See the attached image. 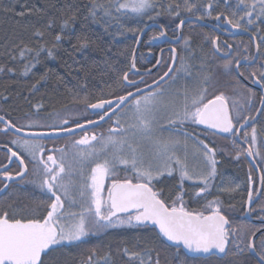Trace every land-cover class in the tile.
<instances>
[{"label": "snow or ice", "instance_id": "obj_1", "mask_svg": "<svg viewBox=\"0 0 264 264\" xmlns=\"http://www.w3.org/2000/svg\"><path fill=\"white\" fill-rule=\"evenodd\" d=\"M228 4V0H225ZM152 0H123V2L97 5L93 2L89 8V15L94 22L99 11L105 17L111 16V8L122 15L127 12L141 14L153 8ZM196 5L184 0L183 10L193 13ZM231 7V5H229ZM212 4L206 5V11ZM179 3L168 5V11L180 15ZM258 9V11H257ZM122 10H125L122 12ZM211 15L210 11H207ZM257 18L264 17V0H237L231 16L218 14L216 19L223 20L233 29L249 31ZM202 18V17H198ZM75 17L71 18L74 22ZM181 25L184 23L181 20ZM49 21L47 28L53 27ZM69 20L61 24V32L54 36L52 47L41 44L38 48L25 47L19 50V58L25 59L28 53H35L33 60L25 65L23 75H27L39 63L42 52L48 58H55V49L65 39L62 34L65 28H70ZM179 27V26H178ZM34 35L43 38L45 33L37 31ZM161 36L165 33L161 32ZM179 39V37H177ZM255 40V35L252 36ZM77 50L88 47L87 37H77ZM255 54L244 56L245 61L225 60L222 67L224 75L232 76L234 84L231 85L234 95L242 96L246 103L225 95L209 94V87L213 84L211 73H205L204 62L199 67L193 64L184 66L185 73L192 83H186L175 90L167 84L166 78L176 83L179 78L169 66L153 85H147L149 91L144 92L138 83L129 78L130 73L139 72L133 57L130 68L123 73L121 88L135 87L136 92L126 91V94L115 95L112 99L101 97L92 98L85 94L78 97L76 102L84 105L87 113L91 110L97 119H85L82 123L79 118L69 119L56 114L58 123L51 125L40 124L31 120L25 126L17 124L0 116L3 127L0 132L14 130L21 133L23 127H47L49 132H31L28 137L17 136L8 144L0 145L7 149L6 163H0V192H6L12 186L11 182L30 184L38 188L44 199L34 207L8 203L7 198L0 202V264H46V257L50 252L67 245L85 243L86 237L96 235L110 227L120 225L146 226L152 225L158 229L159 236L174 246V257L179 260L182 249L197 255L215 256L219 260L229 254L236 255L247 252L252 258V264H264V216H260L261 227L255 231L246 226L237 229L224 212L223 203L217 197L207 202L202 210H189L186 206L185 195L187 190L185 181H192L191 187L197 190L195 198H201L209 193L211 178L217 172V149L198 137L192 138L188 132L181 129L186 125H203L214 130V134H226L231 138L234 147L238 149L236 158L241 155L259 156L257 150L258 132L256 120L264 114V94L260 96V107L256 109L257 115H244L243 110L252 107L255 93L245 81L258 85L264 89V36L259 37ZM215 52H220L218 39L211 40ZM188 38H185V45ZM231 48V45H227ZM173 65L175 64L176 49H171ZM194 59L195 57H191ZM11 59L16 60V56ZM259 61V63H258ZM160 61L157 60V65ZM241 67L252 68V71H241ZM0 71H4L0 67ZM13 72L12 68L7 69ZM150 75L151 70H146ZM44 77H41L43 79ZM143 82V79H141ZM36 86L33 85V88ZM108 95H112L109 93ZM231 101V103H230ZM39 112L43 105H34ZM111 121L106 132L97 134L89 131ZM251 128L249 132L247 129ZM167 131L169 135L163 133ZM82 133V134H81ZM242 134V135H241ZM78 137L71 141L73 151L69 153L65 148H52L45 155V148L39 142L43 137ZM192 140L190 145L189 141ZM238 140L247 143L242 148ZM260 148H264V141H260ZM198 157L203 163V171L197 172L190 168L189 156ZM264 160V157H261ZM31 163L32 179L26 180L29 175ZM15 166V172L10 169ZM130 173L124 179L118 178V173ZM167 175H178L179 182L174 194L166 199L162 190H155V181ZM111 178L107 187V196L103 195L105 182ZM135 181V182H133ZM264 181V177H262ZM252 177L249 176V184ZM221 191L233 192L235 189L223 188ZM251 186L248 191V203L253 202ZM79 211H74V208ZM260 212L264 213V205ZM255 209L248 208L251 214ZM207 213V214H206ZM257 237L259 241L257 242ZM243 245V246H242ZM123 255L128 257L127 264H160L159 254L156 259L151 257V249L144 255L140 252L124 248ZM95 251L82 261V264H115L109 254L95 258ZM186 264V261H180Z\"/></svg>", "mask_w": 264, "mask_h": 264}, {"label": "trees", "instance_id": "obj_2", "mask_svg": "<svg viewBox=\"0 0 264 264\" xmlns=\"http://www.w3.org/2000/svg\"><path fill=\"white\" fill-rule=\"evenodd\" d=\"M122 1L119 0V2ZM93 2L108 7L117 3V0H0V67L4 69V71H0L1 116L14 121L17 126L21 127L27 125L31 120H36L44 125L58 123L55 119L57 113L69 119L89 116V113L84 110V105L76 102L78 97L88 94L92 98V102H95L97 97L103 96V98L112 99L115 95H123L126 94V91L135 89V87L123 89L118 81L122 80L123 73L129 69V61L136 38L146 24L156 23L164 29L168 36L175 37L176 26L183 18L202 17L199 19L214 23L218 14L231 16V12L235 9V4L230 2L225 4V0H188L189 4L197 6L193 13H189L183 10L184 0H152L154 7L140 16L129 13L122 15L117 13L115 8H111V16L105 17L101 10L95 17V20L99 21L97 23L89 15V8ZM170 3L173 4V8L176 3L181 5L179 16H176L174 11L171 13L168 11ZM209 3L212 4V8L207 11H210L211 15H208L206 11V5ZM72 17H75L74 22L71 21ZM252 18L255 23L250 26L249 32L256 33V43H260L259 37L264 36V19L260 20L255 14ZM64 20H69L71 27L64 29L62 34L65 39L55 49V58H48L46 52H42L39 57L40 62L27 75H23L25 65L30 61L35 63L33 60L35 53H28L25 59H20L19 50L25 47L36 49L41 44H45L49 48L52 47L54 36L61 32V24ZM49 21H52L54 25L51 29L47 28ZM38 30L45 33L43 38L34 35ZM158 35L157 29H149L141 40L138 53L145 49H151L147 45V41ZM77 37H87L88 47L83 50L73 47L74 45L78 46ZM216 37V34L209 28L193 23L185 24L181 40L174 46L177 53L175 72L177 71V74L180 72L182 64L188 56L195 57L191 59L190 63L199 67L203 61L205 73L212 75L213 84L209 87L210 96L223 92L240 103H246L242 96L234 95L231 87L234 84V79L232 76L224 75L222 65L225 60L218 58L212 50L211 40ZM185 38H188L187 46ZM227 43L233 47L230 60L235 61L247 54L253 55L252 44L244 36L228 40ZM12 56H16L17 59H11ZM139 56L140 54H137L135 60L137 69H140ZM171 58L172 53L163 52L160 56L161 64L157 74L130 75L129 78L136 82L140 80L139 87L145 86L167 70ZM143 60L144 57H141L142 62ZM9 68L14 71L8 72ZM252 70V68L241 67V71ZM41 77L44 78L41 79ZM33 85L36 87L33 88ZM253 92L255 97L252 107L250 110L245 107L244 115H254L258 108L261 94L255 90ZM109 93L112 95H108ZM37 104L43 105L39 112L34 107ZM256 128L258 132L257 150L260 155L254 156V161L264 177V160L261 159L264 157V148L259 147L260 141H264V114L260 115L257 120ZM45 129L47 127H38L37 130ZM186 129L187 132L194 134V138L198 137L208 143L210 147L217 149L215 157L217 172L211 178L210 194H207V197L212 200L218 197L222 201L224 212L230 219L232 227L241 229L246 226L250 229V224L245 219L237 217L238 214H241L242 190L230 193L221 191L223 188L234 189V185H239V188L243 187L242 185H250V175L252 177L251 185H256L254 171L247 159L244 155L236 158L238 149L233 146L232 142H229L228 138H225L226 135L214 134V132L198 126ZM247 130L250 132L251 128ZM203 134H207L209 138L205 139ZM6 136L11 137L10 134L4 135L3 132H0V144H7ZM1 154L0 152V163H3L4 155ZM128 175L130 173L120 171L118 178L124 179ZM178 182V175L175 177L165 175L154 182L155 190H162L167 199L170 193L174 194V185H177ZM262 183L264 185V181ZM110 184L111 178L105 182L103 193L105 197ZM185 185H190L189 181H185ZM215 185H220L219 189H215ZM5 198L8 203L34 207L44 199V195L41 191L25 189L19 190L18 194L13 191L9 192L1 198L0 202H4ZM232 203L235 207L238 206L237 211L230 212L231 208H227V204L231 205ZM85 239V243L67 245L50 252L45 258L46 264H82V261L92 251L97 254L95 258L103 257L107 253L115 264H127L128 257L124 256L122 251L124 248L140 252L145 260H147V255L144 253L151 249L152 259L155 260L158 253L160 264H180L181 260L186 261V264H227L220 262L221 260L216 257L190 258L183 251L177 260L173 255L175 248L167 245L155 229L149 226L120 225L110 227Z\"/></svg>", "mask_w": 264, "mask_h": 264}, {"label": "flooded vegetation", "instance_id": "obj_3", "mask_svg": "<svg viewBox=\"0 0 264 264\" xmlns=\"http://www.w3.org/2000/svg\"><path fill=\"white\" fill-rule=\"evenodd\" d=\"M221 22H223V20H220ZM209 23V22H207ZM209 24H214V23H209ZM250 28V27H249ZM215 34H216V39H218V43H219V46L222 48V50L220 51L221 53L225 54L227 51H228V48H227V45H230L229 43H227L228 40H232V39H236V38H239V37H242V36H239V37H231L229 36L231 33H233L232 31H229V30H226V29H220L219 31L220 32H217V31H214L212 30ZM252 35H256L252 33ZM257 36V35H256ZM159 35L157 37H154V38H151L150 40L147 41V45L151 48V49H145V50H142L141 53H137V54H140V63H138L140 69H138L139 71H146V70H150L157 62V54L161 52V54L163 52H170V50L168 48L172 47V48H175L174 46L176 45H170L168 43H162V44H158V45H152L151 42L158 38ZM249 42H251L250 38L244 36ZM252 44V42H251ZM253 46V45H252ZM231 52H230V55L227 57V58H220L222 60H228L229 57L232 55L233 53V47L231 46ZM253 52V51H252ZM171 53V52H170ZM160 54V56H161ZM253 54V53H252ZM245 56H251L249 54L245 55ZM141 57H144V60L143 62L141 61ZM137 58V56H136ZM219 58V57H218ZM243 57L240 58V60H243L242 59ZM160 59V58H159ZM177 61V60H176ZM244 61V60H243ZM171 62V61H170ZM160 64H161V60H160ZM160 64L158 65V67L156 68V70L154 72H152L150 75H154L155 73L157 74V70L159 69V66ZM170 65V63H169ZM169 67V66H168ZM177 67V62L175 63L174 65V68H173V71L176 75L177 74V71L175 72V68ZM168 69V68H167ZM166 72V71H165ZM164 73V72H163ZM163 73L160 75L162 76ZM130 75H133V76H146V75H134V74H130ZM148 75V74H147ZM159 76V77H160ZM159 77L157 79H159ZM156 79V80H157ZM167 80V83L168 82H171L170 79H166ZM140 80L137 81V83L139 82ZM153 83V82H151ZM149 83V84H151ZM147 84V85H149ZM146 86V85H145ZM145 86H142V87H139V88H143ZM135 89L131 90V91H135ZM89 116H85L84 118H79L80 121L83 123L85 121V119H97V117L94 115V114H91L89 111ZM83 114V112H82ZM71 120V119H70ZM111 126V121H108L106 123H103L101 126L95 128V129H91L89 131V134H91V131H95L97 134L101 133V132H106V130ZM191 126H198V125H186L183 129H181V133L183 132H187V129L186 128H190ZM3 125L0 124V128H2ZM200 127V126H198ZM200 128H203V127H200ZM205 130H207L206 128H203ZM36 131H50L49 128L45 129V130H36ZM210 131V130H209ZM189 133V132H188ZM4 135H7V134H10L11 137L9 136H6L5 138V142L8 144L9 147H13V145L10 144V141L12 139H15L17 136L11 134L10 132H3ZM82 134V133H81ZM191 135V137L194 139V134L192 133H189ZM242 135V134H241ZM203 137L205 139L209 138V136L207 134H203ZM78 137H61V138H58V139H51V140H39L40 143L43 144L44 148H45V155L49 154L48 153V150L49 149H52V148H65L66 151H68L69 153H71L73 151L72 149V145H71V141L73 139H76ZM230 138V137H229ZM191 140V139H190ZM0 145H4V144H0ZM241 146V145H240ZM242 147V146H241ZM14 150H16L14 148ZM4 157H3V163H6V153L3 152V151H0ZM1 154V155H2ZM2 158V157H1ZM254 158V156H253ZM31 168H32V165L31 163H29V175L25 178L26 180H30L32 179V175H31ZM17 169L15 168V166H13L10 171H13L15 172ZM260 171V170H259ZM255 174V173H254ZM261 174V172H260ZM262 177V175H261ZM255 178H256V175H255ZM110 179V178H109ZM12 186L8 189V191L6 192H3L1 195H0V200H2L1 198H3L5 195H7L9 192H14L15 194H18L19 193V190H25V189H31V190H34V191H39L40 190L30 184H24V183H19L18 181L16 182H11ZM189 184L191 185L192 184V181H189ZM190 185H185L186 187V190H187V194L185 195L184 199H185V202H186V206L189 210H202L204 208V206L207 204L208 201L212 200L211 198H208L207 195L204 196V197H201V198H195L194 197V193L195 191L197 190L196 188L194 187H191ZM239 185H234L233 188L235 190H239L241 189V193H242V196L240 198V209H241V214L237 215V217H242L243 219H245L247 221V223L250 224V229L255 231V229L257 228H260L261 227V220L259 219L260 216H264V213L260 212V207L261 205H264V191H254L253 192V202L251 204H249L247 201H248V191H249V187L251 186L253 189L255 190H258V185H257V179H256V185H242L243 187L239 188L238 187ZM174 188L176 189V185H174ZM174 189V190H175ZM211 189V187H210ZM209 189V190H210ZM261 189H264V185L262 183L261 185ZM227 203H229L227 201ZM246 204L249 205L250 208L252 209H255L256 211L252 212L251 214H249L247 212V218L245 217L244 215V210H245V207H246ZM228 207L227 208H231L230 209V212L232 210H238V206L235 207L234 204L232 203L231 205L230 204H227ZM195 207V208H193ZM248 207V208H249ZM239 209V210H240ZM207 214V213H206ZM251 220V221H250ZM156 231V230H155ZM157 233V232H156ZM158 234V233H157ZM159 235V234H158ZM161 237V236H160ZM162 239V238H161ZM163 240V239H162ZM164 241V240H163ZM259 241V237H257V242ZM243 246V245H242ZM208 257H215V256H208ZM197 258H202V257H197ZM207 258V257H205ZM217 258V257H216ZM220 262H226L227 264H252V258L250 257V254L247 253V252H244V253H239V254H236V255H232V254H229L227 257H224Z\"/></svg>", "mask_w": 264, "mask_h": 264}, {"label": "water", "instance_id": "obj_4", "mask_svg": "<svg viewBox=\"0 0 264 264\" xmlns=\"http://www.w3.org/2000/svg\"><path fill=\"white\" fill-rule=\"evenodd\" d=\"M184 21V23L181 25V20L180 22L177 24L176 26V33H175V37H169L166 32L164 31V29L159 26L158 24L156 23H149V24H146L142 30L139 32L137 38H136V42H135V45H134V48H133V51H132V55H131V58H130V61H129V68L131 66V63H132V60H133V57H135V60H136V56H137V52H138V48H139V45L141 43V40L143 38V36L145 35V33L151 29V28H155L159 31V37L154 39L151 44L152 45H158V44H162V43H168L170 45H176L180 42L181 40V36H182V29L184 27L185 24L187 23H193L195 25H200V26H203V27H206V28H209L211 30H214V31H217V32H220L219 30L220 29H226V30H229V31H232L233 33H231L229 36L231 37H239V36H246L248 38H250L251 42H252V45H253V54H255V51H256V40H253L252 39V34L250 32H245V31H242V30H236V29H233L230 25H227L224 20H223V16L221 17L220 20H223V22H221L220 20L218 21L216 18H215V21H214V24H209L201 19H198V18H195V17H186V18H183L182 19ZM179 26V27H178ZM163 32L165 33V35L161 36L160 33ZM177 37H179V39H177ZM228 48V47H227ZM171 52V49H173L172 47L168 48ZM212 50L214 52V54L219 57V58H227L229 55H230V52H231V49L228 48V51L223 54L221 52H215L213 47H212ZM162 51H160L158 54H157V60L160 61V54H161ZM177 59V58H176ZM176 63V61H175ZM245 64V61L241 60V65H244ZM175 65V64H174ZM174 65H173V60L171 59V62H170V65L169 66H172L174 68ZM158 67L157 65V62L156 64L150 69L151 70V73L154 72L156 70V68ZM169 70V67L167 69V71ZM132 74V73H130ZM134 75H147L146 74V71H139L138 73L134 74ZM167 79V78H166ZM245 83L251 87L253 90L259 92L261 95L264 94V90L263 89H260L258 85H252L250 82L248 81H245ZM149 85H153V83L149 84ZM153 87H155V85H153ZM142 89L144 92H147L149 91V89L145 86L143 88H140ZM133 93L136 92L135 91H132ZM260 107V102H259V105H258V108ZM89 112L91 113V110H89ZM93 114V113H91ZM254 115H257V113L255 112ZM260 115L258 116L257 120L259 119ZM256 120V122H257ZM255 122V123H256ZM2 124V123H0ZM3 125V124H2ZM200 127H203L205 128V126L203 125H198ZM207 129V128H206ZM207 130H210L212 132H214V130H211V129H207ZM10 132L11 134L15 135V136H25V138H29L31 139L32 137H28L26 134L27 133H31V132H37V131H25V130H22L21 133H15L14 130H10L8 131ZM39 132H49V131H39ZM219 135H226V134H219ZM61 137H66V136H61ZM61 137H43V138H40L39 140H51V139H58V138H61ZM237 143H239L242 148H247L248 147V144L247 143H244L242 142V140H238ZM0 151H3L5 153H7V149L4 148V147H0ZM244 157L247 159L250 167L252 168V170L254 171L255 175H256V179H257V185H258V190H260L261 188V185H262V177H261V174H260V171L259 169L257 168L255 162H254V159H253V156H247L246 154L244 155ZM260 192V191H258ZM3 192H0V195L2 194ZM249 205L246 204V207H245V210H244V215L245 217L247 218V209H248ZM251 221V220H250ZM146 226H149V227H153L152 225H146ZM155 229V228H154ZM156 232L158 233V229H155ZM161 238L164 240V242L171 246V242H168L166 241L162 236ZM171 247H174V246H171ZM182 251L184 252V254L190 258H197V257H205L204 255H197L195 253H188L186 250H183Z\"/></svg>", "mask_w": 264, "mask_h": 264}, {"label": "rangeland", "instance_id": "obj_5", "mask_svg": "<svg viewBox=\"0 0 264 264\" xmlns=\"http://www.w3.org/2000/svg\"><path fill=\"white\" fill-rule=\"evenodd\" d=\"M122 2H123V1H122ZM228 2L233 3V4L236 5L237 0H228ZM249 2H251V0H249ZM149 10H150V8L147 9L144 13H141V14H136V13H131V12H127V13H129V14H131V15H134V16H140V15L145 14V13H146L147 11H149ZM122 11L124 12L125 10H122ZM257 11H258V9H257ZM259 19H260V20H263L264 17H260ZM249 27H250V26H249ZM191 59H192V58L188 56V58L186 59V61L184 62V64H182L181 70H180V72H179L178 75H177L179 78L176 80V83H175V84H172V81L167 83L168 85H171V86H172V89H173V90H175V89H177V88H181V87L184 86L186 83H188V84L192 83L191 78H190V77L185 73V71L183 70V69H184V66H185L186 64H191V63H190ZM0 116H1V115H0ZM23 129H30V130H27V131H36V130L38 129V127H33V128L23 127ZM182 134H183V133H181V136H182ZM163 135L167 136V135H169V133H168L167 131H165V132L163 133ZM228 140H229V142L231 143V138H228ZM189 143H190V145H191L192 140H190ZM189 165H190V168H191V169H193V170H195V171H197V172L203 171V163L200 161V159H199L198 157H193L191 154H190V156H189ZM109 186H110V185H109ZM219 186H220V185H215V187H216L215 189H219ZM106 196H107V194H106ZM73 210H74V211H79V208L77 207V208H74Z\"/></svg>", "mask_w": 264, "mask_h": 264}, {"label": "bare ground", "instance_id": "obj_6", "mask_svg": "<svg viewBox=\"0 0 264 264\" xmlns=\"http://www.w3.org/2000/svg\"><path fill=\"white\" fill-rule=\"evenodd\" d=\"M188 24V23H187Z\"/></svg>", "mask_w": 264, "mask_h": 264}]
</instances>
